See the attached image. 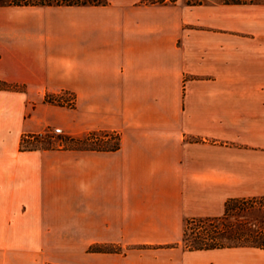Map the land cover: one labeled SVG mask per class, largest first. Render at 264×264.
<instances>
[{"label": "crops", "instance_id": "1", "mask_svg": "<svg viewBox=\"0 0 264 264\" xmlns=\"http://www.w3.org/2000/svg\"><path fill=\"white\" fill-rule=\"evenodd\" d=\"M0 264H264L180 247L184 220L264 196V3L0 7ZM66 92L73 109L51 106ZM113 151L20 149L44 129ZM111 245L118 252H91Z\"/></svg>", "mask_w": 264, "mask_h": 264}, {"label": "trees", "instance_id": "2", "mask_svg": "<svg viewBox=\"0 0 264 264\" xmlns=\"http://www.w3.org/2000/svg\"><path fill=\"white\" fill-rule=\"evenodd\" d=\"M104 5H106V0H0V7H82ZM7 88L6 84L0 82V89ZM100 133L101 137L113 136V133L106 131H100ZM117 147L118 138L115 135L114 143L108 147H79L72 149L113 151ZM20 149L26 151L40 150L39 148ZM179 244L186 251H206L225 248H255L264 250V196L229 199L225 201L222 215L219 217L184 220ZM105 248L106 246L98 245L90 251L102 253L117 251L116 249L106 250Z\"/></svg>", "mask_w": 264, "mask_h": 264}, {"label": "rangeland", "instance_id": "3", "mask_svg": "<svg viewBox=\"0 0 264 264\" xmlns=\"http://www.w3.org/2000/svg\"><path fill=\"white\" fill-rule=\"evenodd\" d=\"M172 1L168 0L167 2ZM185 4L196 3H229V2H255L264 3V0H182ZM47 104L65 109L68 108L59 103L52 102V99H45ZM74 102V99H73ZM74 105V103H73ZM52 129H44L42 133L35 134L37 137L32 140H24L20 142V148H39L40 150L51 149H72L79 147H108L114 143V137H101L100 131L88 132L82 135H65L61 132L59 135L50 134ZM61 131V130H60ZM93 133V134H91ZM74 139V140H72ZM106 144V145H105ZM75 150V149H73ZM107 249H119L111 245H103ZM181 247V246H180ZM92 247L89 248L91 250ZM41 264H79L81 243H42L40 249Z\"/></svg>", "mask_w": 264, "mask_h": 264}, {"label": "built area", "instance_id": "4", "mask_svg": "<svg viewBox=\"0 0 264 264\" xmlns=\"http://www.w3.org/2000/svg\"><path fill=\"white\" fill-rule=\"evenodd\" d=\"M158 1H168V0H158ZM52 102L59 103V104L65 106V107H68V108L72 107L73 103H74L73 102V98L71 97V95L66 93V92L60 93L57 97L52 99ZM50 134L59 135V134H61V131L58 128L57 129H52ZM36 137H37V135H26L24 137V140L32 141ZM113 137H115L114 134H113Z\"/></svg>", "mask_w": 264, "mask_h": 264}]
</instances>
